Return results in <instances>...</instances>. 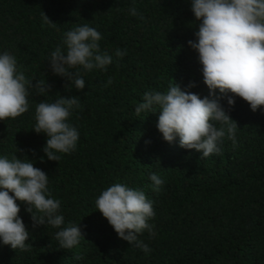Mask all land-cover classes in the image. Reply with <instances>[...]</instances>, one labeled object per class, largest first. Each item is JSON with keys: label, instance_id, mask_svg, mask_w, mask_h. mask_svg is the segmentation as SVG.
<instances>
[{"label": "trees", "instance_id": "16d2710c", "mask_svg": "<svg viewBox=\"0 0 264 264\" xmlns=\"http://www.w3.org/2000/svg\"><path fill=\"white\" fill-rule=\"evenodd\" d=\"M191 2L0 0V55H13L27 81L51 86L43 96L29 88V110L0 120V158L32 160L49 176L51 198L61 203V227L80 225L84 233L73 249H62L56 239L60 229L47 223L33 229L27 205L17 200L30 232L29 250L0 241V264H264V106L253 112L235 97L230 111L238 124L235 143L226 134L220 153L206 158L180 147L179 137L165 141L157 128L159 113H135L145 92L164 93L175 83L213 98L199 54L188 44L199 27ZM43 13L53 23H46ZM84 25L101 34L100 51L113 63L106 70L80 67L85 87L77 90L53 74L49 61L58 46L66 53V33ZM117 49L126 54L116 57ZM190 82L196 87L189 88ZM62 96H78L80 107L66 122L79 139L74 151L57 153L56 162L42 151L46 134L33 129L38 103ZM220 103L227 108L226 99ZM153 173L163 181L159 190ZM115 184L143 191L152 203L153 233L138 234L148 253L119 238L96 208L99 195Z\"/></svg>", "mask_w": 264, "mask_h": 264}, {"label": "clouds", "instance_id": "9594fccd", "mask_svg": "<svg viewBox=\"0 0 264 264\" xmlns=\"http://www.w3.org/2000/svg\"><path fill=\"white\" fill-rule=\"evenodd\" d=\"M191 10L199 27L194 33L196 40H189L188 44L199 54L204 83L213 98H200L175 83L164 93L145 92L135 113L137 116L142 112L159 113L157 128L165 141L172 143L179 137L180 147L201 152V157L206 158L220 153L218 144L226 134L235 143L238 124L230 116L235 97L246 101L253 112L264 106V0H192ZM130 13L137 15L134 7ZM43 19L53 23L44 13ZM101 38L95 28L80 26L66 33V53L58 46L50 54L51 70L70 82L66 87L84 89L80 67L86 71L106 70L113 63L111 55L100 51ZM125 54L120 49L115 53L118 58ZM107 83L111 84L112 80ZM188 87H196L195 82H190ZM29 88L40 96L51 91L44 81L35 84L27 81L17 71L16 58L5 51L0 55V120L15 119L29 110ZM221 99H226L227 108L220 103ZM79 107L78 96L38 103L33 131L46 134L42 151L48 160L58 162L57 153L67 154L76 149L78 131L66 121L73 109ZM150 179L159 190L163 181L154 173ZM48 180L49 176L34 167L29 158L28 161L17 156L11 160L6 156L0 158V241L4 245H10L13 250H29L25 242L30 232L19 216L17 200L27 205L25 211L31 214L33 229L45 223L60 229L56 232L60 248L71 250L84 238L80 225L61 227L65 223L63 215L58 214L61 203L51 198ZM96 208L119 238L145 253L150 252L148 245L138 239L143 230L153 233L148 221L155 215L143 191L115 184L99 195Z\"/></svg>", "mask_w": 264, "mask_h": 264}]
</instances>
